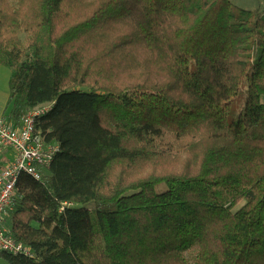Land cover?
Masks as SVG:
<instances>
[{"label":"trees","instance_id":"trees-1","mask_svg":"<svg viewBox=\"0 0 264 264\" xmlns=\"http://www.w3.org/2000/svg\"><path fill=\"white\" fill-rule=\"evenodd\" d=\"M14 2L4 118L49 106L36 128L59 150L16 185L10 232L33 257L0 264H264V10Z\"/></svg>","mask_w":264,"mask_h":264},{"label":"built area","instance_id":"built-area-1","mask_svg":"<svg viewBox=\"0 0 264 264\" xmlns=\"http://www.w3.org/2000/svg\"><path fill=\"white\" fill-rule=\"evenodd\" d=\"M49 106H43L28 113L17 125L0 117V154L13 155L11 161L0 172V251L13 255L33 257L30 247L17 242L10 232V213L17 202L16 185L26 174L34 180H42L53 162L59 147L47 142L36 128V118L44 114Z\"/></svg>","mask_w":264,"mask_h":264},{"label":"crops","instance_id":"crops-1","mask_svg":"<svg viewBox=\"0 0 264 264\" xmlns=\"http://www.w3.org/2000/svg\"><path fill=\"white\" fill-rule=\"evenodd\" d=\"M2 67L3 66H0V117H4L9 113V111H7V102L10 96L9 77L11 75L10 70H5ZM12 157L13 155L9 153L0 154V172L3 167L6 166V163L11 161Z\"/></svg>","mask_w":264,"mask_h":264},{"label":"rangeland","instance_id":"rangeland-1","mask_svg":"<svg viewBox=\"0 0 264 264\" xmlns=\"http://www.w3.org/2000/svg\"><path fill=\"white\" fill-rule=\"evenodd\" d=\"M12 2H14V0H12ZM231 3L233 5H237L239 8H241L245 11L251 10V11L262 12L264 10L263 0H231ZM14 4H15V2H14ZM21 39L24 40V35L21 36ZM2 68H4L5 70L8 69L5 67H2ZM238 210H239V208H236V211H238ZM198 252H199L198 248H193L192 251H190L186 254V258L189 260V262L194 263Z\"/></svg>","mask_w":264,"mask_h":264}]
</instances>
